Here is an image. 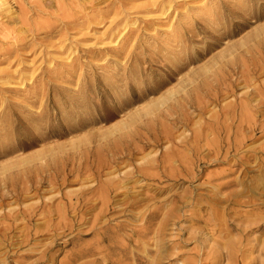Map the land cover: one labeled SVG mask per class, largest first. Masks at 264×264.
<instances>
[{"label":"rangeland","instance_id":"rangeland-1","mask_svg":"<svg viewBox=\"0 0 264 264\" xmlns=\"http://www.w3.org/2000/svg\"><path fill=\"white\" fill-rule=\"evenodd\" d=\"M176 117L190 121L181 124ZM167 129L190 143L192 131L200 130L205 155L210 140L223 138L229 155L221 152L218 164L174 189L159 192L165 184L145 181L134 186L130 196L138 195L142 206L133 214L162 208L148 239H141L148 260L203 264L244 245L238 255L245 264H264V228L257 230L264 224V0H0V227L10 225L6 215L20 216L42 200L61 207L68 194L94 183L91 176L71 177L20 196L24 182L31 185L27 179L95 166L98 151L143 145L148 134ZM166 141L137 157L162 159L172 145ZM183 146L174 147L178 160L188 153ZM244 187L258 188L257 197L243 199L255 203L208 201ZM185 194L179 198L187 205L169 200ZM165 213L174 215L166 224ZM119 223L125 225L119 244L136 248L133 228L143 223L123 215ZM1 240L0 260L8 251ZM93 242V235L81 240ZM25 246L21 252L31 248ZM73 250L61 246L56 264ZM216 264L232 261L222 257Z\"/></svg>","mask_w":264,"mask_h":264},{"label":"bare ground","instance_id":"bare-ground-1","mask_svg":"<svg viewBox=\"0 0 264 264\" xmlns=\"http://www.w3.org/2000/svg\"><path fill=\"white\" fill-rule=\"evenodd\" d=\"M212 102H215V100ZM193 105L196 104L193 103ZM203 109L204 107L201 109L200 104H197L195 107V111H197L198 114H202ZM176 118V120H178V122L181 124L190 121L187 118ZM227 121L228 119L225 120L224 124L227 123ZM173 128L171 129L173 130ZM254 128L257 130L256 126H254ZM171 129H167L162 135L148 134V138L144 137V140L147 142L143 143V145H138L139 141H133L131 143H126L124 146H114L112 148H108L102 153L98 151L95 155L97 164H93L95 166L84 167V165H80L78 168L64 167L61 171L48 175V178L45 176V178H43L41 181L27 179V182H31V185L27 186L24 182V187L20 190V196H23L24 193L28 194V191L30 190L39 192L40 187L45 183H48L49 185H58L59 181H61L64 185L71 177H75L78 180L85 175L86 177L91 176L93 178L91 179V182L94 183L88 186L87 189L80 188L83 190H79V193L75 191L68 194V198L66 197L68 201L63 203V206L61 207L58 206L53 208L48 202L42 200L37 206L24 209L22 208L19 212L20 216L14 217L11 214L6 215V218L8 217L11 223L10 225L0 227V238L2 239V244L8 248V251L5 252L6 257L3 256L4 258L1 259L0 262H3L4 264H27L29 259L37 257L33 262H29V264H56L55 253L60 251V247L73 245L74 250L72 251L71 255L65 262H62L61 264L159 263L162 260L160 256L157 258L155 257L156 259H154L155 261L153 260L154 262L148 260V249H145L144 246L146 242L142 243L141 239H148V229L150 225L155 224L157 219L162 215V212H160L162 208L156 206V208L149 214L148 208L146 210L147 212L143 214H133V210H136L142 206V201L136 198L138 195L131 197V190L134 189L137 184L144 181L157 182L161 185L165 184L162 187L156 189L161 192L174 189L184 181L195 180L204 173L207 166H210L214 163L216 164V162L218 164L221 159L220 153L224 151L221 143L222 141L226 143L228 142L227 140H223V138L220 142L217 140H214L215 142L210 140V143L207 146L208 140L205 139V145L208 147L207 155H205L202 152L203 146L200 144V140L203 136L200 131L201 128L200 130H193L194 132L192 131V136L194 137V141H192V143L188 142V138H179L177 141L173 136L174 131L172 132ZM211 130L212 129L210 128V131ZM213 133L214 132H212V134ZM162 138L166 139L168 144H172L169 151H162V159H148V155H143L142 158L137 157L140 154H144L146 149L149 147H159V143L162 141ZM180 145H184L183 147L188 149V153L178 160V153L176 152V149L174 150V147ZM228 151L229 150L224 151L226 155H229ZM224 155L223 158H227V156ZM137 159H140L141 161L139 164L134 163V160ZM175 159H177V161ZM183 159L184 161L182 162ZM92 162H94V160ZM168 163L173 165L171 166L170 171H167L169 170V167L167 168ZM123 165L125 169H127L129 166H133V168L130 170H123L120 168V166L122 167ZM87 173L89 174L87 175ZM103 174H107L108 179H101ZM89 180L90 179H88V181ZM255 190L258 191V188L255 187L254 189H250V187H244L242 191H234L235 193H229L223 198L216 197L217 195L214 194L215 196L209 197L208 201L210 205L214 204L215 206H221L223 204L237 206L241 204L255 203V201L250 200L243 201L244 197H257V192ZM248 193H251V195L246 196ZM122 196L124 197L122 198ZM169 197L170 201L174 200L180 202L181 205H187V202L183 201V198L179 197L189 196L185 194L184 196L171 195ZM95 211L97 212L95 213ZM121 215L127 218H135V221L143 223V225L133 228V236H137L139 239L135 240L136 248L134 247L132 250H127L122 244H119L121 239L119 233L121 230H123L125 225L114 223L116 218L120 217ZM55 216L57 218H55ZM173 216V213H165L164 217L162 218V222L164 221V224H166ZM19 218L20 224H15ZM37 220H41L43 222L41 224H34ZM257 222H253L252 224ZM262 223H264V221ZM262 228H264V224L260 225L257 230ZM16 229H18V231ZM246 229L245 231H247ZM15 230L17 231L18 235H15L16 233L14 234ZM89 235L94 236V242L82 244L81 240ZM123 239L130 240L132 238L124 236ZM25 245L31 246V248L26 252L24 251V253L21 252L20 249ZM157 246L159 245L157 244ZM243 246L239 245V250L234 248L232 250H228L225 253L212 254L208 258L206 257L207 259L201 263L216 264L217 261L223 257L224 259L232 261V264H245L246 260L243 258L241 259V255H238L240 252L243 256V251L241 250ZM262 246L264 245H261V247Z\"/></svg>","mask_w":264,"mask_h":264}]
</instances>
